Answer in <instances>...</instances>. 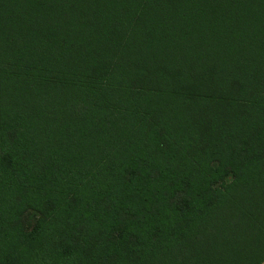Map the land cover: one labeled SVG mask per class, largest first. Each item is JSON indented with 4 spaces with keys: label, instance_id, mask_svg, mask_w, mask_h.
I'll return each instance as SVG.
<instances>
[{
    "label": "trees",
    "instance_id": "1",
    "mask_svg": "<svg viewBox=\"0 0 264 264\" xmlns=\"http://www.w3.org/2000/svg\"><path fill=\"white\" fill-rule=\"evenodd\" d=\"M0 264H264V0H0Z\"/></svg>",
    "mask_w": 264,
    "mask_h": 264
}]
</instances>
